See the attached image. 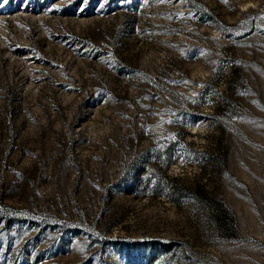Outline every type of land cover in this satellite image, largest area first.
I'll return each instance as SVG.
<instances>
[{"label": "rangeland", "instance_id": "rangeland-1", "mask_svg": "<svg viewBox=\"0 0 264 264\" xmlns=\"http://www.w3.org/2000/svg\"><path fill=\"white\" fill-rule=\"evenodd\" d=\"M0 264H264V0H0Z\"/></svg>", "mask_w": 264, "mask_h": 264}]
</instances>
